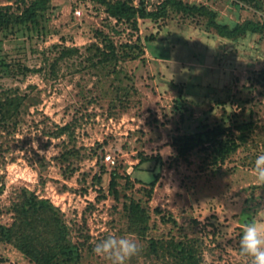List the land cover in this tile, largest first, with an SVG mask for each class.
I'll use <instances>...</instances> for the list:
<instances>
[{
  "label": "rangeland",
  "instance_id": "1",
  "mask_svg": "<svg viewBox=\"0 0 264 264\" xmlns=\"http://www.w3.org/2000/svg\"><path fill=\"white\" fill-rule=\"evenodd\" d=\"M132 1L135 6L143 1L149 12L162 2ZM183 1L213 9L221 23L264 21V0L261 9L239 0ZM0 5L20 7L18 0H0ZM206 21L170 11L164 18L138 17L133 27L108 17L104 7L91 0H51L44 33L11 35L0 42V91L18 89L36 99L21 114L13 134L0 132V207L5 208L21 188L50 201L71 229L72 241L85 240L79 264H108L94 255L93 247L112 234L137 240L140 252L129 264H158L143 253L137 237L125 232L122 205L125 195L133 196L150 209L154 237L174 228L155 209L190 236L201 235L191 227L192 219L218 220L221 234L204 247L203 264H246L238 255L242 227L264 208V186L252 175L256 157L264 154V79L259 76L264 35L234 41L218 36ZM96 31L108 34L116 44L140 38L143 53L121 62L117 77L83 68L87 63L81 54L99 41ZM152 35L155 42L146 39ZM54 45L77 47L79 53L60 61L52 74L48 63L57 54ZM4 62L44 69L24 76L13 67L8 70ZM177 83L184 85L182 107L177 104ZM109 85L114 91L117 85L126 87L123 103L109 104L110 98L102 97ZM96 94L99 99L89 103ZM233 113L252 121L254 134L217 173L206 167L205 155L196 149L188 159L176 156V137L202 131L205 122L227 124ZM75 119L76 147L84 149L68 164L56 158L65 138L54 137L52 131ZM144 157L148 160L138 164ZM113 170L118 174V199L108 190ZM155 171L159 176L148 199L143 181ZM10 221L9 213L0 214L1 224ZM0 264L32 263L2 244Z\"/></svg>",
  "mask_w": 264,
  "mask_h": 264
},
{
  "label": "trees",
  "instance_id": "2",
  "mask_svg": "<svg viewBox=\"0 0 264 264\" xmlns=\"http://www.w3.org/2000/svg\"><path fill=\"white\" fill-rule=\"evenodd\" d=\"M20 7L12 10L10 5H0V42L7 37L31 36V33H44V15L50 6L51 0H18ZM104 7L108 17L116 19L117 22L129 23L136 27L138 17L143 19L164 18L170 11L182 15L186 18L202 17L206 18V24L212 28L218 36L222 38L238 41L241 38H249L252 35H264V21L244 20L241 23H221L217 20V13L206 5L187 3L183 0H162L154 11H146L143 1L140 6H135L132 0H91ZM245 4L262 8L261 0H239ZM99 41L90 44L85 48V55L82 58L87 68L95 73H107L118 76L120 74V63L127 60L137 59L143 53L141 39L137 38L133 42L116 44L111 36L96 31ZM150 42H155L153 35L146 38ZM165 40H162L164 43ZM57 54L49 61L50 72L56 73L57 64L79 53L77 47H66L54 45ZM5 66L9 70L14 68L17 72L24 74L41 72L44 67L29 68L22 64ZM80 64V63H79ZM12 68V69H13ZM13 69V70H14ZM15 71V72H16ZM260 78L264 79V67L259 72ZM259 81H257L258 83ZM178 89V106L184 105V85L174 84ZM110 88L101 92L102 97H108L109 104L117 102L123 103L128 96L126 87L117 85L115 91ZM127 95V96H126ZM101 95L96 94L88 100L95 102ZM36 99L28 94H21L18 89H3L0 91V132L13 134L21 121V114L27 108L35 104ZM229 117V116H228ZM76 119L70 123L58 126L52 135L54 137L64 136L60 150L56 156L58 161L70 163L73 157L83 155L81 147H76L75 128ZM202 131L184 133L176 137L174 145L177 150V157L188 159L191 151L198 150L205 155L206 167L217 173L227 158L235 154L240 147L246 146L250 136L254 134L255 125L250 120L240 119L234 113L229 117L227 124L203 123ZM147 158H142L138 164L144 163ZM156 164L162 166L163 163L156 158ZM137 166V165H136ZM98 182L100 177H96ZM159 172L156 171L149 180L143 181L146 185L144 193L147 198L152 196V190L157 182ZM118 174L115 170L110 172L109 189L114 199L119 198V190L116 189ZM148 187V188H147ZM105 196L104 193H101ZM126 197V202L122 205V213L125 220V232L137 237L144 248V254L153 262L158 264H203V251L207 245L217 242L221 234L220 221L208 218L204 221L192 219V226L198 228L200 236H190L183 227L169 216L161 215V211L155 209L160 215V219L165 223L174 224L173 231L154 237L151 232L156 229V225L151 222L152 216L146 202L133 196ZM10 214L9 223H0V247L1 245H11L19 251L28 262L32 264H79L82 252L85 250V240L83 243L72 241L71 229L65 223L60 210L47 199L39 198L33 191L21 188L16 193L13 200L2 209V212ZM210 239V240H209Z\"/></svg>",
  "mask_w": 264,
  "mask_h": 264
},
{
  "label": "clouds",
  "instance_id": "3",
  "mask_svg": "<svg viewBox=\"0 0 264 264\" xmlns=\"http://www.w3.org/2000/svg\"><path fill=\"white\" fill-rule=\"evenodd\" d=\"M252 175L256 184L264 186V154L256 157ZM139 252L137 240L128 235H108L94 242L93 247L94 255L108 264H129ZM238 255L246 260V264H264V208L257 209L254 217L243 225Z\"/></svg>",
  "mask_w": 264,
  "mask_h": 264
},
{
  "label": "built area",
  "instance_id": "4",
  "mask_svg": "<svg viewBox=\"0 0 264 264\" xmlns=\"http://www.w3.org/2000/svg\"><path fill=\"white\" fill-rule=\"evenodd\" d=\"M106 159L109 160V159H110V156L106 157ZM111 162H112V161H111Z\"/></svg>",
  "mask_w": 264,
  "mask_h": 264
}]
</instances>
